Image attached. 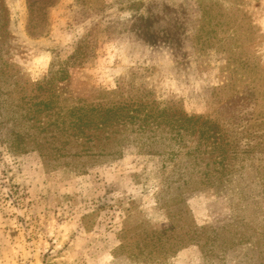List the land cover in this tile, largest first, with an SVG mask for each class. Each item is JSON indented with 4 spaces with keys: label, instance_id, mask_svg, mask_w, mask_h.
Segmentation results:
<instances>
[{
    "label": "rangeland",
    "instance_id": "rangeland-1",
    "mask_svg": "<svg viewBox=\"0 0 264 264\" xmlns=\"http://www.w3.org/2000/svg\"><path fill=\"white\" fill-rule=\"evenodd\" d=\"M4 4L0 264H264V0H56L31 36L26 1ZM186 18L192 39L166 41ZM81 99L181 128L53 156Z\"/></svg>",
    "mask_w": 264,
    "mask_h": 264
},
{
    "label": "trees",
    "instance_id": "trees-1",
    "mask_svg": "<svg viewBox=\"0 0 264 264\" xmlns=\"http://www.w3.org/2000/svg\"><path fill=\"white\" fill-rule=\"evenodd\" d=\"M4 1L5 0H0V22H2L3 20L8 21L10 17L9 10L5 7ZM25 1L27 6L25 26L27 34L31 36V31L34 28H44L47 22V16L44 13V10L52 6L56 0ZM156 2L157 1H149L146 4L144 12L140 14L141 19L146 21L149 20L148 18L152 17V19L154 20V15L151 14L155 9ZM154 12L156 17L154 21H157L158 10H155ZM4 13L6 14L4 15L5 17H3ZM207 17L208 14H203V19ZM2 18L4 19L1 20ZM204 21L205 24L210 23L208 20ZM205 24H202L199 28V38H201L203 34H208L209 36V34L211 33V31L204 29ZM31 25L34 28H31ZM197 25H199V23ZM187 26L188 22L186 18V21L184 20V23L182 22L181 26L176 28V31L169 32L171 33V36L166 41L170 40L171 43L174 44H185L187 40H191L198 26L194 29V32L190 31L189 28H186ZM183 27H185L186 29L184 28L183 30ZM188 32L191 33L189 34ZM42 84L44 83H38V89H45ZM44 101L46 102V100ZM54 103L55 101L53 96L51 97V99L47 100L43 107H49ZM34 105L36 106L38 104L34 103ZM148 107V104H144L142 102L134 103L133 101L129 100L111 102H90L83 99L78 100L68 108L65 121H59L58 118L53 121L56 130L51 137H55L57 133L61 132L64 133L65 139H56V142H54L56 144H49V146H47V149L53 150V156H64L71 159L94 155L103 156L108 155L109 153L107 150L108 142L116 141V137L121 133V131L131 130L133 128V125H137V128L140 131L145 132L148 126H151L154 129L160 128L162 125V121H165L166 119V121L168 122H173L169 124L171 129L181 128L180 124H178L179 120H169V116L162 113L164 111H157L155 116L151 112V109H149ZM190 118L191 117H185V121L190 120ZM197 119L198 118H196V120ZM160 130H162V128H160ZM176 135H179V132H176Z\"/></svg>",
    "mask_w": 264,
    "mask_h": 264
}]
</instances>
